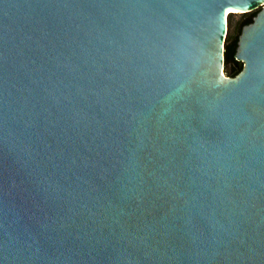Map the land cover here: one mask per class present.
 Returning a JSON list of instances; mask_svg holds the SVG:
<instances>
[{"label":"water","instance_id":"1","mask_svg":"<svg viewBox=\"0 0 264 264\" xmlns=\"http://www.w3.org/2000/svg\"><path fill=\"white\" fill-rule=\"evenodd\" d=\"M0 264H264V0H0Z\"/></svg>","mask_w":264,"mask_h":264},{"label":"trees","instance_id":"2","mask_svg":"<svg viewBox=\"0 0 264 264\" xmlns=\"http://www.w3.org/2000/svg\"><path fill=\"white\" fill-rule=\"evenodd\" d=\"M258 11H255L248 15L238 26V32L236 35L233 37H228L225 40V51H224V56H225V64L228 67V75L231 77L236 76L243 67V64L241 62H238L235 60V53L237 49V44H238V38L241 33V30L243 26H245L247 23L251 21L250 16L256 15Z\"/></svg>","mask_w":264,"mask_h":264},{"label":"rangeland","instance_id":"3","mask_svg":"<svg viewBox=\"0 0 264 264\" xmlns=\"http://www.w3.org/2000/svg\"><path fill=\"white\" fill-rule=\"evenodd\" d=\"M250 14L251 13H246V14H243V13H239V14L232 13V14L228 15V17H227L228 31H227L226 39L228 37H233L234 35L237 34L239 24Z\"/></svg>","mask_w":264,"mask_h":264},{"label":"bare ground","instance_id":"4","mask_svg":"<svg viewBox=\"0 0 264 264\" xmlns=\"http://www.w3.org/2000/svg\"><path fill=\"white\" fill-rule=\"evenodd\" d=\"M232 13H237V14H239V13H242V12H240V11H235V10H226V15H227V17H228V15H230V14H232Z\"/></svg>","mask_w":264,"mask_h":264},{"label":"flooded vegetation","instance_id":"5","mask_svg":"<svg viewBox=\"0 0 264 264\" xmlns=\"http://www.w3.org/2000/svg\"><path fill=\"white\" fill-rule=\"evenodd\" d=\"M256 15H252V16H250V18H251V21L249 22V23H247V24H250V23H252V21H253V18L255 17ZM246 24V25H247Z\"/></svg>","mask_w":264,"mask_h":264},{"label":"snow or ice","instance_id":"6","mask_svg":"<svg viewBox=\"0 0 264 264\" xmlns=\"http://www.w3.org/2000/svg\"><path fill=\"white\" fill-rule=\"evenodd\" d=\"M231 11V10H230Z\"/></svg>","mask_w":264,"mask_h":264}]
</instances>
